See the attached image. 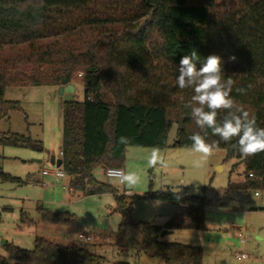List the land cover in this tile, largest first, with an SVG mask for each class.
<instances>
[{"label": "trees", "instance_id": "trees-1", "mask_svg": "<svg viewBox=\"0 0 264 264\" xmlns=\"http://www.w3.org/2000/svg\"><path fill=\"white\" fill-rule=\"evenodd\" d=\"M98 1H107L109 9L97 11ZM192 49L201 60L210 54L222 57L224 78L234 81L232 98L264 127V0H0V121L20 110L19 102L5 99L7 88L57 87L80 74L82 101L73 97L62 105L60 158L68 191L113 194L114 211L122 218L119 229L141 230L137 255L164 264H203L200 247L161 242L159 237L162 230H204L206 198L151 188L144 196H127L96 181L93 171L123 169L128 148H166L173 125L171 148L192 149L189 136L200 129L185 105L194 93L176 84L179 60ZM233 55L235 61L229 59ZM225 114L221 111L219 118ZM206 139L217 142L213 150L225 151L226 160L236 161L232 171L242 167L243 190L264 191V152L245 157L232 146L236 138L225 143L210 130ZM0 146L41 149L39 141L14 133H0ZM0 182L24 184L1 168ZM143 198L179 210L164 227L135 223L132 207ZM35 211L45 225L75 223L73 215L54 213L39 203ZM80 242L36 238L32 250L8 243L4 249L14 264L104 262ZM0 264L12 263L0 255Z\"/></svg>", "mask_w": 264, "mask_h": 264}, {"label": "rangeland", "instance_id": "rangeland-1", "mask_svg": "<svg viewBox=\"0 0 264 264\" xmlns=\"http://www.w3.org/2000/svg\"><path fill=\"white\" fill-rule=\"evenodd\" d=\"M94 5L97 11L103 12L110 7L107 1H98ZM79 78V74H75L69 81L75 88L76 101L83 99ZM4 97L19 102L20 110L11 111L7 119L0 121V133L30 137L41 143V149L0 146L1 170L24 181V184L0 182V255L9 263L13 262L4 249V242L32 250L36 238L69 244L80 242L77 234L83 233L94 238L88 243V250L104 258L102 264L124 261L164 264L162 259L137 255L141 230L134 227L119 229L122 218L114 211L113 194L72 195L68 192V177L58 179L53 175H42L43 170H54L50 158L59 159L62 144L63 97L58 88L42 85L7 88ZM175 134L176 125H173L168 146L163 149H127L122 169L124 177L135 174L137 182L124 179L120 185L116 179L108 178L101 167L93 171L94 179L127 196H144L150 188L204 196L208 201L204 209V230H176L160 236L159 240L200 247L203 264H264V191L257 192L256 196L253 191L243 190L242 167L232 171L236 161L226 160L223 150H213L211 156L202 159L193 149L171 148ZM154 150L163 157L166 166L149 165ZM28 176L33 177L27 180ZM37 203L54 213L73 215L75 223L67 226L42 224L35 211ZM178 210L171 203L143 198L133 205L131 219L135 223L164 227ZM239 233L243 235V245ZM241 252L248 256L247 260L235 259L234 254Z\"/></svg>", "mask_w": 264, "mask_h": 264}, {"label": "clouds", "instance_id": "clouds-1", "mask_svg": "<svg viewBox=\"0 0 264 264\" xmlns=\"http://www.w3.org/2000/svg\"><path fill=\"white\" fill-rule=\"evenodd\" d=\"M229 59L235 61L236 57L233 55ZM178 73V87L192 89L194 93L185 108L190 109L191 118L200 129L189 136V139L192 141V149L200 153L202 159L211 156L217 146L216 141H207L209 130L225 143H231L236 138V143L232 146L245 157L264 152V127H259L250 112L232 98L234 81L230 76L224 78L226 74L221 56L210 54L201 60L197 50L192 49L189 54L180 58ZM221 111L226 114L219 118ZM121 142H126V138L121 137ZM148 163L150 166L157 163L166 166L163 157L158 156L156 150ZM196 163L199 166V161ZM124 179L131 183L138 181L135 174H128Z\"/></svg>", "mask_w": 264, "mask_h": 264}, {"label": "built area", "instance_id": "built-area-1", "mask_svg": "<svg viewBox=\"0 0 264 264\" xmlns=\"http://www.w3.org/2000/svg\"><path fill=\"white\" fill-rule=\"evenodd\" d=\"M80 76V74H79ZM62 156V153H60V157ZM43 175H53L56 178H63L65 177L64 172L61 170V167L57 168L54 166V170H43L42 171ZM105 175L108 178H112V179H116V181L120 184L123 185L124 183V173L122 169L119 168H109L105 171ZM116 191L119 192V189L115 188ZM257 195V194H256ZM240 236V244L243 245L244 244V239H243V235L241 233H239ZM77 239L81 242L84 243H90L93 241V237L88 235V234H83V233H78L77 234ZM235 259L237 260H247L248 256L241 252V253H235L234 254Z\"/></svg>", "mask_w": 264, "mask_h": 264}, {"label": "water", "instance_id": "water-1", "mask_svg": "<svg viewBox=\"0 0 264 264\" xmlns=\"http://www.w3.org/2000/svg\"><path fill=\"white\" fill-rule=\"evenodd\" d=\"M74 90H75L74 86L71 83H69L68 79H64L61 82L60 86L58 87L59 94H60V96L63 97L64 102H72L73 101ZM50 164L52 166L59 168L62 165V160H61V158L55 159L54 157H51L50 158ZM171 232L172 231H169V230H162L160 233V236L170 234ZM5 243L6 242H4V245H5ZM119 264H130V263L124 261V262H120Z\"/></svg>", "mask_w": 264, "mask_h": 264}, {"label": "crops", "instance_id": "crops-1", "mask_svg": "<svg viewBox=\"0 0 264 264\" xmlns=\"http://www.w3.org/2000/svg\"><path fill=\"white\" fill-rule=\"evenodd\" d=\"M58 87H59V86H57L56 88H58ZM74 89H75V88H74ZM74 92H75V90H74ZM73 97H74V94H73ZM63 102H64V101H63ZM63 102H62V105H63ZM60 153H61V149H60ZM59 158H60V154H59ZM42 175H43V174H42ZM58 179H59V178H58ZM68 192H69V191H68ZM69 194H71V193L69 192ZM256 194H257V193H255V195H256ZM72 195H73V194H72ZM104 195H105V194H104ZM100 196H101V195H100ZM256 196H257V195H256ZM174 206H176V205H174ZM176 207L179 209L178 206H176ZM172 216H173V215H172ZM172 216H171V217H172ZM171 217H170V218H171ZM171 233H172V232H171ZM171 233H170V234H171Z\"/></svg>", "mask_w": 264, "mask_h": 264}]
</instances>
